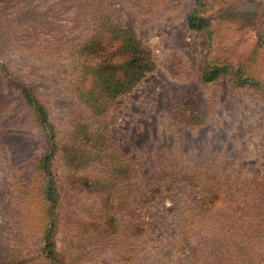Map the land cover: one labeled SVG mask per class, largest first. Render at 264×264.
<instances>
[{"label": "rangeland", "instance_id": "1", "mask_svg": "<svg viewBox=\"0 0 264 264\" xmlns=\"http://www.w3.org/2000/svg\"><path fill=\"white\" fill-rule=\"evenodd\" d=\"M91 12L155 62L100 113L77 91ZM211 67L227 72L203 81ZM49 139L64 260L264 264V0H0V264H46L35 187Z\"/></svg>", "mask_w": 264, "mask_h": 264}, {"label": "trees", "instance_id": "2", "mask_svg": "<svg viewBox=\"0 0 264 264\" xmlns=\"http://www.w3.org/2000/svg\"><path fill=\"white\" fill-rule=\"evenodd\" d=\"M196 5H200L202 0H195ZM90 34L77 46V54L81 57L91 59L89 65L82 72V79L77 85L80 99L87 104L89 111L102 112L113 102V100L125 92H128L137 84L145 73L155 68V62L151 51L143 45L136 37L133 30L125 28L114 23H109L106 14L91 12ZM187 25L189 28H201L203 21L200 14L194 8L187 16ZM227 72L225 67L221 70L216 67L204 68L201 74L203 81H211L219 74ZM238 83L243 82L237 70L232 72ZM31 91V90H30ZM25 97L30 98V93H24ZM30 100V99H29ZM35 110H40L41 115L39 124L43 130H47L50 123L49 114L45 107L40 106L38 99H31ZM86 122H89L87 119ZM48 125V126H47ZM86 128V127H85ZM87 129V128H86ZM55 135L54 128L52 136ZM89 135H94L89 131ZM95 139V138H94ZM93 139V140H94ZM55 139L47 141L45 154L39 161L37 169L40 171L41 179L36 185V196L42 202L41 213L45 216L43 231L41 236V245L36 257H41L46 264H73L72 261L64 260L54 247V224L57 215L58 190L54 183V173L49 166L50 155L54 152ZM72 159L78 156V149H70ZM70 154L69 157H70ZM81 156V155H80ZM112 219H104V230L111 226ZM90 226V225H89ZM88 226V227H89ZM87 227V228H88ZM76 230H80L77 228ZM88 231V229H84Z\"/></svg>", "mask_w": 264, "mask_h": 264}]
</instances>
